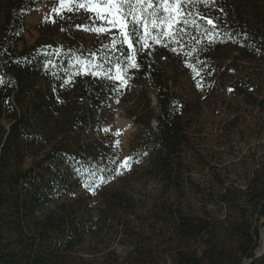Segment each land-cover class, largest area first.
<instances>
[{
    "label": "trees",
    "instance_id": "1",
    "mask_svg": "<svg viewBox=\"0 0 264 264\" xmlns=\"http://www.w3.org/2000/svg\"><path fill=\"white\" fill-rule=\"evenodd\" d=\"M44 1L0 0V264H264V0H189L195 25L131 48L87 39L94 14L73 2L26 46ZM119 111L136 127L132 177L156 195L104 189L121 177L105 134Z\"/></svg>",
    "mask_w": 264,
    "mask_h": 264
},
{
    "label": "snow or ice",
    "instance_id": "2",
    "mask_svg": "<svg viewBox=\"0 0 264 264\" xmlns=\"http://www.w3.org/2000/svg\"><path fill=\"white\" fill-rule=\"evenodd\" d=\"M73 2L77 3L78 7L87 8L94 13V16L89 17L93 23L91 29L88 30L104 32L109 31L111 28H118L119 35L123 38L120 43L127 44L129 48L132 47L133 41L139 43L153 36L159 39V34L163 33L165 29H172L173 34L183 33L189 23L196 24L195 20L189 21L186 18L191 15L190 12L185 11V5L189 0H60L61 6L68 10H71ZM53 11L60 15V9L54 8ZM96 20L101 21V24L96 25ZM207 23L215 27L213 20L208 19ZM105 24L107 27H105ZM175 25H181L182 27L175 28ZM78 27L83 26L78 25ZM141 29L143 34H141ZM153 29L158 31L153 32ZM127 59L131 62L130 67H138L134 62V52L129 54ZM48 63L50 64L51 61ZM47 66L46 64L45 67ZM124 67L125 65H121V69ZM100 68L99 64L96 65V69ZM82 70L87 72L91 69L85 64ZM92 71L95 75L96 71ZM122 83L126 84V80H123ZM197 86L199 87V84ZM116 134L119 135V132ZM127 166V160H125L121 167L126 168ZM117 174L122 173L118 171ZM85 186L89 187L87 182H85Z\"/></svg>",
    "mask_w": 264,
    "mask_h": 264
},
{
    "label": "rangeland",
    "instance_id": "3",
    "mask_svg": "<svg viewBox=\"0 0 264 264\" xmlns=\"http://www.w3.org/2000/svg\"><path fill=\"white\" fill-rule=\"evenodd\" d=\"M62 6L60 4V0H45L36 10L32 11L28 14L25 25L26 30L24 33V40L26 46H31L35 43V41L38 39L39 34L37 31V27L45 22H51L57 15L53 9H60ZM75 8L77 12L79 13H92L87 8H80L78 7L77 3H75ZM94 14V13H92ZM107 27V26H106ZM86 38L89 40H98L103 36H118L119 35V29L118 28H111L109 31L104 32H98L93 31L90 33H86ZM22 46H20L19 49H21ZM231 69V68H230ZM234 76H236V73H233ZM119 77V78H118ZM114 81L116 82H122L123 78L121 76V73H117L114 77ZM221 93L219 91H212L207 90L205 92V98L209 99L211 102H215V100H221ZM126 103V101H124ZM220 108L216 109L215 112L211 113H205L204 119L205 123L201 128V137L203 139L206 138H212L218 132L216 129L218 128L219 118L220 116ZM107 131H105L106 136H109V140L113 142V144L117 145L120 152L121 160L119 162V170L121 174V177L112 179L110 181H107L104 184V189L107 191L117 190L119 189V183L120 180H127L129 184L128 191L129 193L133 194L138 198L139 196H142L143 198H147L150 194L156 195L157 192L155 190V186L151 184L147 185H141L139 182L136 181V178H133L134 173V162L131 159L129 155V143L130 140L136 130V127L132 124L131 120L124 117V113L122 111H119L115 117L109 122L107 127L105 128ZM119 132V135L116 133ZM119 141V143H117ZM127 160L128 166L126 168L121 167V165L124 163V161ZM144 162V159H140L137 161V165H141ZM205 173L197 174L195 175L196 180L204 179ZM261 221H264L263 218ZM263 231V227L261 226V232ZM119 252L122 251V247L118 249Z\"/></svg>",
    "mask_w": 264,
    "mask_h": 264
},
{
    "label": "water",
    "instance_id": "4",
    "mask_svg": "<svg viewBox=\"0 0 264 264\" xmlns=\"http://www.w3.org/2000/svg\"><path fill=\"white\" fill-rule=\"evenodd\" d=\"M153 102L155 104L154 99H153ZM263 220H264V216H263ZM261 226L263 227V231L260 232V235H259L258 247L255 251L256 258L260 257L264 252V242H262V237L264 236V221H261Z\"/></svg>",
    "mask_w": 264,
    "mask_h": 264
},
{
    "label": "bare ground",
    "instance_id": "5",
    "mask_svg": "<svg viewBox=\"0 0 264 264\" xmlns=\"http://www.w3.org/2000/svg\"><path fill=\"white\" fill-rule=\"evenodd\" d=\"M262 242H264V236L262 237Z\"/></svg>",
    "mask_w": 264,
    "mask_h": 264
}]
</instances>
